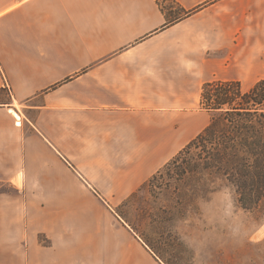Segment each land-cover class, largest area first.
<instances>
[{"label": "crops", "instance_id": "obj_1", "mask_svg": "<svg viewBox=\"0 0 264 264\" xmlns=\"http://www.w3.org/2000/svg\"><path fill=\"white\" fill-rule=\"evenodd\" d=\"M260 80L264 0H0V264H164L97 196L210 123L205 83Z\"/></svg>", "mask_w": 264, "mask_h": 264}, {"label": "trees", "instance_id": "obj_2", "mask_svg": "<svg viewBox=\"0 0 264 264\" xmlns=\"http://www.w3.org/2000/svg\"><path fill=\"white\" fill-rule=\"evenodd\" d=\"M165 11L168 16L169 9ZM190 13L183 12L168 25ZM199 108L214 114L210 123L138 192L147 190L157 198L156 184L164 188L175 184L178 187L172 207H186L193 203L194 192L205 187L202 182L206 177L211 185L229 188L240 209L264 214V80L247 91L242 90L238 81L207 82L201 89ZM194 149L198 153L191 158ZM188 176L202 184L186 186ZM215 191L211 188V192ZM146 215L152 222L157 221L151 214ZM142 240L160 259L150 242Z\"/></svg>", "mask_w": 264, "mask_h": 264}, {"label": "rangeland", "instance_id": "obj_3", "mask_svg": "<svg viewBox=\"0 0 264 264\" xmlns=\"http://www.w3.org/2000/svg\"><path fill=\"white\" fill-rule=\"evenodd\" d=\"M163 4L166 9L172 6L167 1ZM196 153L194 149L190 157ZM203 181L205 187L194 192L193 203L186 207H172L175 184L168 188L156 184L157 198L147 190L133 198L97 197L150 242L165 264H264V214L240 209L229 188L211 185L206 177ZM202 183L188 176L186 186ZM147 213L157 221L152 222Z\"/></svg>", "mask_w": 264, "mask_h": 264}]
</instances>
